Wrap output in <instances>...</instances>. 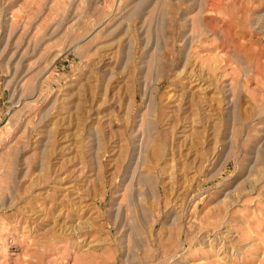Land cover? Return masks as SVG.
<instances>
[{
    "label": "rangeland",
    "instance_id": "1",
    "mask_svg": "<svg viewBox=\"0 0 264 264\" xmlns=\"http://www.w3.org/2000/svg\"><path fill=\"white\" fill-rule=\"evenodd\" d=\"M0 264H264V0H0Z\"/></svg>",
    "mask_w": 264,
    "mask_h": 264
}]
</instances>
